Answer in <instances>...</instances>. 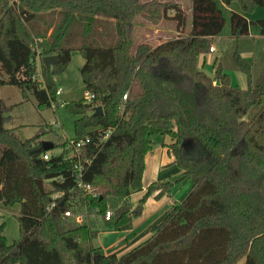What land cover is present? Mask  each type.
<instances>
[{
	"label": "trees",
	"instance_id": "16d2710c",
	"mask_svg": "<svg viewBox=\"0 0 264 264\" xmlns=\"http://www.w3.org/2000/svg\"><path fill=\"white\" fill-rule=\"evenodd\" d=\"M234 1L247 13L264 7V0H192L185 34L187 12L171 1L0 0V90L17 86L40 110L69 108L74 139L91 138L81 159L84 180L99 194L87 198L88 220L68 227L62 214L73 195L75 159L65 158L67 148L45 151L41 132L22 139L7 128L13 105L0 94V203L20 205L18 240L9 242L6 222L0 223V264H237L243 257L244 264H264V67L255 76L239 43L252 33L264 37V18L229 9ZM139 17L153 25L173 20L179 35L155 45L137 42ZM227 26L229 37L219 44L237 42L228 49L246 88L222 63L214 77L198 66ZM256 50L263 51L262 43ZM74 51L85 59L81 77L95 97L61 103L54 78ZM47 55H58L56 65L43 63ZM99 105L103 114L95 116ZM158 135L170 138L163 146L182 169L176 182L193 184L148 239L122 255L106 253L93 242L97 217L115 231L132 228L136 212L128 198L143 190ZM38 179L48 181L44 193ZM176 182H152L142 200L170 196Z\"/></svg>",
	"mask_w": 264,
	"mask_h": 264
},
{
	"label": "rangeland",
	"instance_id": "374dc122",
	"mask_svg": "<svg viewBox=\"0 0 264 264\" xmlns=\"http://www.w3.org/2000/svg\"><path fill=\"white\" fill-rule=\"evenodd\" d=\"M149 1V0H144ZM171 2H175V0H169ZM168 2V1H167ZM184 7V6H183ZM231 9L243 13L245 16L248 13H245L241 8L239 2L234 1L231 5ZM187 10V8H185ZM261 11H258L255 15L250 16L252 20L257 19L256 17L260 14ZM191 14V12L189 13ZM190 16V15H189ZM143 17H139L138 21L143 22L141 19ZM177 33L167 32V30H162L160 35H153V39L150 41L152 45L159 43L160 41H166L171 39L172 37L178 36ZM142 31L137 29L135 32V38L137 42H141L142 39ZM228 34V26L226 27L223 34L220 36H226ZM224 37H217L216 42H213L211 45L216 47V51L214 54V66H212V61L206 60L204 65V69L208 73H215L216 66L219 63L226 65V70L233 76L234 81L240 87H247V79L246 75L241 71L236 73L235 67L233 66L232 60V51L228 49L230 46L237 44L234 39H229L224 44H219L220 40ZM254 41H257L254 39ZM264 39L259 40L257 42L262 43L263 51L258 52L255 50L252 53V49H250V45L252 43L251 39H242L239 41L243 48V53L246 59L253 63L254 74L258 76L263 67H264ZM257 43V44H259ZM213 53L207 52L206 54ZM252 53V54H251ZM254 57V58H253ZM253 60V61H252ZM256 61V62H255ZM85 63V59L83 58L80 51H74L73 57L66 70L61 74L55 76V83L58 88L63 89V94L57 97L58 101L61 103H69L72 101H78L84 98L88 99V94L83 83L80 69L82 65ZM9 91V94L6 92ZM22 94V95H21ZM5 99L9 103H13L18 101L19 103H13L11 109L8 111V114L11 116V119L8 123H12L17 127L16 130H19L18 134L22 139H26L35 135L37 132L42 133L43 140H51L55 143V148L51 151L53 153H60L65 146V143L68 139L76 137L75 134V126L74 120L75 116L69 110L66 105H55L52 108L40 110L37 106V101L34 96H28L27 99L24 98L23 92L20 91L19 88L15 86H8L4 89L3 93ZM23 97V100H22ZM21 101V102H20ZM154 140L153 150L147 156L146 168L143 174V182L151 183V182H165L172 181L176 182L182 175V169L177 164H167V156L163 151V139L162 136H154L152 138ZM192 141L190 140L187 150L191 148ZM45 183V184H44ZM44 189H48V181H45ZM143 183V189L145 187ZM192 179L188 178L186 180L176 182L172 189L171 195L166 196L165 194L161 199L150 198L148 197L145 201L142 200L143 195L147 192L146 188L145 193L142 191L134 192L131 197L128 198L129 204L134 210L138 205L144 207V211L139 214L137 212L133 216V226L127 232H118L107 228L104 222L100 223V217H97V225L94 229H98V237L93 241L95 246H103L104 251L106 250L109 253H126L134 246L138 245L142 241L146 240L151 235V229L155 225H158L165 218L170 207L177 201H180L185 193L192 186ZM166 196V197H164ZM150 198V199H149ZM136 206L133 208L134 204ZM140 203V204H139ZM109 209L113 212V204H108ZM20 214V205H5L0 203V223L6 222L5 227V235L8 238L9 242H13L14 240H18L20 237L19 223H18V215ZM65 224H68V227H75L79 225L74 220H64ZM87 221V220H86ZM85 221V222H86ZM246 258H241L237 264H244Z\"/></svg>",
	"mask_w": 264,
	"mask_h": 264
},
{
	"label": "built area",
	"instance_id": "2783aa9c",
	"mask_svg": "<svg viewBox=\"0 0 264 264\" xmlns=\"http://www.w3.org/2000/svg\"><path fill=\"white\" fill-rule=\"evenodd\" d=\"M211 52L216 51V47L212 45L210 47ZM62 88H58L57 93L60 95L62 94ZM88 94V101L92 100L95 95L93 93ZM124 98H127V95H124ZM110 131H108L105 135V138L108 137V134ZM104 138V139H105ZM67 146L63 149H68L69 151L66 152L65 158H74L75 159V170L77 171L75 176V182L73 187L71 188V192H73L72 198L69 200V207L63 212L62 216L66 220H74L78 224L84 223L86 220H88V217L90 216L89 210H88V197H97L99 196L98 193H96L93 189V186L91 183H88L84 180V171H85V163L81 159V152L87 144L91 142L90 136H86L84 138H81L79 140H76L74 138H70L67 141ZM50 153H46L43 155L44 159H49ZM65 193H57L55 194L54 200L47 205V209L51 210L53 207L57 205L56 199L62 197ZM112 217V211L111 209H107L104 218L106 220H109Z\"/></svg>",
	"mask_w": 264,
	"mask_h": 264
},
{
	"label": "crops",
	"instance_id": "0c3cea01",
	"mask_svg": "<svg viewBox=\"0 0 264 264\" xmlns=\"http://www.w3.org/2000/svg\"><path fill=\"white\" fill-rule=\"evenodd\" d=\"M144 1V0H143ZM150 1V0H149ZM164 1H169V0H164ZM175 2L176 3H178V4H180L184 9L185 8H187V10H186V12H187V26H186V29H185V34L186 33H188L189 32V30H190V28H191V22H192V0H175ZM231 5H232V3H231ZM231 5L228 7L229 9H231L232 7H231ZM258 11H261L260 12V14L256 17L257 19H260V18H264V7H258V8H256L253 12H250V13H248V14H246V17L249 19V20H252L251 19V17L250 16H253V15H255ZM191 12V14H189ZM245 13H247V12H245ZM190 15V16H189ZM138 19L139 18H137L136 19V24H135V32L137 31V29H140L143 33H142V41H148V42H150L152 39H153V35H155V37L156 36H158V35H160L159 33H161V31L162 30H167V32L169 33V32H171V33H177L176 32V28H177V25H176V22L175 21H173V20H163L160 24H158V25H153V24H151V23H149V22H145V21H143V22H141V20H140V22L138 21ZM257 19H254V20H257ZM219 37H224V36H219ZM229 37V35L227 34L224 38H228ZM242 39H251V41H252V43H251V45H250V49H252V53L254 52V50H255V47H256V45H257V43H259V42H257V41H259V40H262V39H264V37L263 36H260V35H258V34H255V33H252V34H250L249 36H247V37H243V38H241L240 39V41H242ZM254 39H256L257 41H254ZM162 41H160L159 43H161ZM262 42H264V41H262ZM151 43V42H150ZM159 43H157V44H159ZM155 45V44H154ZM241 45V44H240ZM241 52H242V56L243 57H245L244 56V53H243V48H242V46H241ZM251 53V54H252ZM214 54H215V52H213V53H209V54H202V55H200L199 57H198V66L201 68V69H203L204 71H206L205 69H204V65H205V63H206V60H209V61H212V66H214V60H215V58L216 57H214ZM246 58V57H245ZM254 58V57H253ZM253 61V60H252ZM224 66H226V65H224ZM234 66V65H233ZM235 67V66H234ZM226 68V67H225ZM235 71H236V73H239L240 72V70H238L236 67H235ZM207 72V71H206ZM215 72V71H214ZM208 73V72H207ZM243 73V72H242ZM210 76H212V77H214L215 76V73H208ZM246 79H247V77H246ZM8 86H13V85H4V86H2L1 87V90H0V94H1V97H2V99L5 101V103H7V104H13V103H19L18 101H16V102H13V103H9L6 99H5V97H4V95H3V93H4V89L6 88V87H8ZM15 87H17V86H15ZM17 88H19V87H17ZM243 88V87H242ZM246 88V87H245ZM20 89V88H19ZM63 90V89H62ZM20 91H22L21 89H20ZM6 94H9V91H7L6 92ZM62 94H63V91H62ZM22 95V94H21ZM61 95V94H60ZM22 100H23V97H22ZM21 102V101H20ZM6 127L7 128H9V129H15V133L20 137V135L18 134V132H19V130H16L17 129V127L16 126H14L12 123H7L6 124ZM21 138V137H20ZM29 138V137H28ZM27 139V138H26ZM163 139H166V140H163L162 142L163 143H169L170 142V138L169 137H165V138H163ZM162 143V144H163ZM163 151H164V154L167 156V158H166V160H167V164H175V163H173V158L168 154V152H167V149L163 146ZM148 156V155H147ZM146 162H147V157H146ZM177 181V180H176ZM144 183V182H143ZM152 183V182H151ZM151 183H144V185H145V187H144V189L142 190V192L143 193H145V191H146V188H147V186L148 185H150ZM193 184V183H192ZM131 195H133V193L131 194ZM170 195H171V193H170ZM144 196V195H143ZM167 196V195H166ZM166 196H164V197H166ZM131 197V196H130ZM143 198V197H142ZM150 198H154L153 196H151ZM149 198V199H150ZM178 202V201H177ZM133 203H135V202H133ZM140 204V203H139ZM136 206V203L134 204V206H133V208ZM144 207H142V210L139 212V214L140 213H142L143 211H144ZM130 230V229H129ZM129 230H127V231H129ZM152 230V229H151ZM127 231H121V232H127ZM118 232H120V231H118ZM149 238V237H148ZM147 238V239H148ZM145 241V240H144ZM143 242V241H142ZM140 244V243H139ZM99 246H101V245H99ZM102 248H103V246H101ZM135 247V246H134ZM104 249V248H103ZM105 252L106 253H109V252H107L106 250H105ZM112 253H116V252H112ZM116 254H118V255H122V254H124V253H122V254H120V253H116Z\"/></svg>",
	"mask_w": 264,
	"mask_h": 264
},
{
	"label": "water",
	"instance_id": "95a60500",
	"mask_svg": "<svg viewBox=\"0 0 264 264\" xmlns=\"http://www.w3.org/2000/svg\"><path fill=\"white\" fill-rule=\"evenodd\" d=\"M8 1V0H6ZM59 60V57L58 55H47V56H43L42 57V61L45 65L47 66H54L56 65V63L58 62ZM220 82L217 81L216 84H219ZM103 114V107L101 105L99 106H96L95 109H94V113L93 115L95 116H98V115H101ZM190 140L187 139L183 142V146L187 148L188 144H189ZM42 146L44 148L45 151H50L52 150L54 147H55V143L52 142L51 140H43L42 141ZM37 185L39 186L40 190L42 193L45 192V189H44V184H43V180L41 179H38L37 180ZM142 210V206L141 205H138L137 208H135L133 210V212H140Z\"/></svg>",
	"mask_w": 264,
	"mask_h": 264
}]
</instances>
